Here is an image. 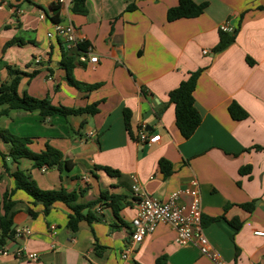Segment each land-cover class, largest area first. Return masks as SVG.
<instances>
[{
    "label": "crops",
    "instance_id": "0c3cea01",
    "mask_svg": "<svg viewBox=\"0 0 264 264\" xmlns=\"http://www.w3.org/2000/svg\"><path fill=\"white\" fill-rule=\"evenodd\" d=\"M134 1L137 8L128 10ZM193 1L208 6L198 17L173 22L167 13L179 0H86L85 11L77 13L66 7L60 16L86 40L83 50L48 36L54 26L51 0H0V84L11 80V66L25 73L20 95L48 97L55 106L98 104L94 114L67 117L23 110L2 114L0 109V130L31 138L34 152L49 144L73 162L71 169L45 171L29 159L17 163L0 135V201L15 187L3 155L10 171L19 166L44 190L76 192L79 204L98 200L102 192L125 197L118 215L105 201L85 209L96 219L82 220L72 232L65 203H55L45 214L43 205H33L25 191L17 190L12 228H29L32 234L6 238L0 250L9 253H0V264H156L162 256L168 264H218L196 243L180 245L176 229L164 223L127 252L138 206L134 187L167 201L173 192L193 187V180H198L203 230L213 251L226 264H264V236L257 234L264 232V0ZM224 26L236 38L217 52ZM13 38L24 43L4 49ZM64 52L75 55L74 78L96 88L78 89L68 82ZM200 69L194 96L202 121L186 139L169 93ZM234 101L247 118H232ZM125 109L131 112L130 129ZM142 130L161 138L140 142ZM161 160L172 163L168 177ZM244 167L250 169L242 172ZM190 200L183 196L184 202ZM18 247H25L24 257L16 256Z\"/></svg>",
    "mask_w": 264,
    "mask_h": 264
},
{
    "label": "trees",
    "instance_id": "16d2710c",
    "mask_svg": "<svg viewBox=\"0 0 264 264\" xmlns=\"http://www.w3.org/2000/svg\"><path fill=\"white\" fill-rule=\"evenodd\" d=\"M31 1V0H27ZM86 0H74L72 10L74 12L85 11ZM207 3H196L193 0H179L178 5L171 7L167 13V19L169 22H173L180 19H189L200 16ZM137 8L135 1L127 6L128 10H134ZM61 7L58 5L52 6L51 20L54 23L63 22L61 16ZM236 33H229L224 30L220 31V41L215 47V51H223L232 43H234ZM24 41L21 38H13L8 41L4 49H7L15 44H23ZM78 49L86 50V42L78 45ZM61 65L66 70V79L71 85H74L78 89L86 88V90H92L96 88L98 84L87 85L83 82L77 81L73 75V69L76 66V58L74 53H63ZM7 71L11 77V80L7 83L0 84V109L2 114H8L11 110H23L27 112H39L44 117H51L55 115H61L67 117L69 115H78L84 113L94 114L98 111V104L94 103L87 107H66L55 106L51 103L48 97L39 99L32 97L25 93L20 95L18 88L22 80V76L25 75L22 71L15 69L11 66H7ZM203 70L200 69L192 74L188 79L182 81L180 85L169 93V100L175 104L176 111V124L179 128L182 136L186 139L190 138L198 129L201 124L202 117L195 105L194 92L196 89L198 78ZM35 72L30 75L34 77ZM229 112L233 119L243 120L248 117V113L238 104L236 101L232 102L229 106ZM125 121L126 127L130 129L131 112L129 109H125ZM0 135L3 139L10 143L9 156L17 163L21 159H29L33 162L35 167L42 168L54 167V166H66L68 169L73 167L71 160H65L63 153L47 144L45 149L40 152H34L30 148L32 139L28 137H20L10 133L8 130H0ZM3 166L6 171L14 178L15 187L7 192L5 200L0 201V244H3L6 238H14L16 232L13 230V206L15 205L12 196L17 190L25 191L31 198L33 205H43L44 213L49 214L55 203L63 202L70 209L71 213L68 218V228L72 232H76L79 228V223L82 220H88L92 222L96 217L92 213L84 214L85 209H91L96 205L105 201L108 206L112 207L116 215L125 206V197L122 195L109 194L102 192L98 200L90 202L88 204H79L77 202L78 196L76 192H67L65 190H44L41 189L37 182L19 166L17 169L10 171L5 162V155H3ZM161 169L166 177L170 176L173 172L172 163L167 160H161ZM249 167L242 168V172L248 171ZM107 173L111 175H117L118 171L111 168H105ZM248 209H251L253 205H246ZM29 214L32 217H37V211L32 208L28 209ZM237 227V226H236ZM156 264H168L166 256L158 258Z\"/></svg>",
    "mask_w": 264,
    "mask_h": 264
},
{
    "label": "built area",
    "instance_id": "2783aa9c",
    "mask_svg": "<svg viewBox=\"0 0 264 264\" xmlns=\"http://www.w3.org/2000/svg\"><path fill=\"white\" fill-rule=\"evenodd\" d=\"M54 5L61 7H71L74 0H51ZM226 27H223L225 30ZM48 36H59L66 47H78V45L86 42L84 38L77 35L76 28L72 23L60 22L54 23L53 30L48 32ZM207 53V50L204 51ZM91 62H97V57H92ZM36 61H40L37 59ZM161 136H151L146 130L139 133V141L152 144L160 140ZM48 167H42L45 171ZM193 187L177 190L173 192L167 201H161L147 194L140 187L135 186L134 192L138 198L137 215L132 221L131 242L128 244L127 252L134 250L136 244L145 240V238L155 231L159 224H169L177 231L176 241L180 245H188L196 243L203 255L209 256L218 264H226L217 252H214L209 239L204 233L202 223V199L198 189V180H193ZM183 196H189L190 202L183 201ZM32 231L29 228H20L16 232V236H29ZM258 235L264 236V232H257ZM1 254H8V249L0 250ZM16 256L24 257L25 247H18L15 251ZM127 257V254L124 255ZM29 258L35 260L36 254H29Z\"/></svg>",
    "mask_w": 264,
    "mask_h": 264
}]
</instances>
